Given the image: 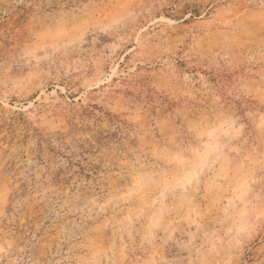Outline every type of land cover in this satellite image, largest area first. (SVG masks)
Listing matches in <instances>:
<instances>
[{"label":"rangeland","instance_id":"obj_1","mask_svg":"<svg viewBox=\"0 0 264 264\" xmlns=\"http://www.w3.org/2000/svg\"><path fill=\"white\" fill-rule=\"evenodd\" d=\"M0 264H264V0H0Z\"/></svg>","mask_w":264,"mask_h":264}]
</instances>
